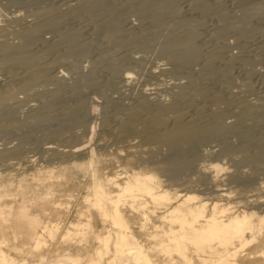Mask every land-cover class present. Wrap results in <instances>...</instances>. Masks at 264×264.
<instances>
[{"label": "bare ground", "instance_id": "1", "mask_svg": "<svg viewBox=\"0 0 264 264\" xmlns=\"http://www.w3.org/2000/svg\"><path fill=\"white\" fill-rule=\"evenodd\" d=\"M111 1L114 0H77L72 4L65 2L68 4H64L65 7L44 6L32 11L31 20L25 23L23 21L26 19L19 13L9 18H4V15L5 20L15 23L12 29L10 25L0 23V68L18 65L23 68L22 71L10 69L9 76L0 77V131L11 133L15 130L11 128L28 124L31 134L36 131L37 134L41 133V136L37 135L39 139L48 140L44 145L41 144L43 146L40 145L39 157H35L36 154L28 155L21 141L12 146H0V264H158L154 256L156 249L170 256L166 264L175 263L174 254L188 264H197L196 259L200 264H264V199L259 197L258 192L248 193L253 190L255 172L241 169V166H247L255 171L264 163V117L256 119L262 131L259 138L254 132L242 129L245 119L252 116L256 109H263L264 105H246L247 112L244 111L234 121H227L226 109L219 104L220 96L205 95L206 85L198 78H213L217 74L218 70L211 65V61L217 59L220 46L205 56L204 65L198 72L200 77L192 75L189 82H176L177 89L168 98L155 95V91L149 88L139 93L135 103L122 114L102 118L104 123L108 122L105 125L100 123L105 129L102 131L103 137L104 133L111 132L115 142L125 141L127 149L123 147L121 150L126 152L120 150L112 157L101 158L96 146L91 143L100 133L97 132V123L91 131H74L75 126H85L82 116H76L84 104H68L69 101L66 103L65 100L69 98L65 96L68 90L71 95H82L84 86L90 80L83 78L70 83L67 73L77 68L79 52L87 49L90 41L80 42L77 38L79 29L64 27L68 15H87L91 29L95 33L103 31V36L115 46L121 43L149 50L155 40L146 35L152 30H161L165 26L164 17L176 11L175 0H125L131 12L143 21V25L141 31L124 35L118 41L116 36L120 30L113 21L121 15V9L117 4L109 5ZM239 1L246 6L248 0ZM209 4L201 0L194 1V7L200 9L201 13H217L224 19L222 22L227 21V25L241 31L246 28L245 20L250 15V12L245 11L247 7H244L245 13L241 18L231 21L229 14L221 7L212 11L215 7ZM1 17L0 22L4 20ZM16 23L17 27L14 28ZM173 28H184L186 31L180 34L174 30L166 34L158 43L160 52L173 67L185 70L190 60L198 55L193 42L194 24L179 17ZM47 30L53 36L43 39L46 45L43 52L50 50L56 55L50 64L41 61L46 52L35 53L31 49L38 40H35L37 36ZM10 33L18 34L19 41L9 40ZM240 35L245 37L246 32ZM234 58L236 55H231V59ZM53 63H61L65 68L58 75H53L55 77L49 71ZM112 70L115 74L120 73L117 64ZM225 70L221 68L220 72L228 73ZM132 73H127L125 79L130 78ZM50 80L56 82L54 88L46 87ZM224 83L229 84V81ZM43 84L45 88L41 87ZM63 87L68 89L66 94L62 93ZM62 94L65 100L61 103H65L59 104ZM33 96H38L39 102L33 103L34 107L29 106L32 109L29 108L30 112L26 115H17L19 112L16 114L13 107L28 103L27 99L32 100ZM226 97L231 101L233 94ZM197 98L203 99L206 106L197 103ZM208 99L210 104L207 103ZM101 104H91V114H98V105ZM58 106L64 115V118L59 116L62 122L56 119ZM53 118L55 122L59 121V125L46 131V123L51 120L54 122ZM229 132H236L240 137L239 143L236 141L238 144L234 145L224 142L216 154L220 158L229 155L236 157L237 154L239 157H234L235 164L232 165L234 169H229L221 162L203 164L195 157L197 144L213 139L224 140ZM86 134H90V137L84 139ZM65 135L71 143L56 142ZM37 141L34 147L40 144ZM143 144H150L151 147L143 149ZM146 158L149 159L148 164ZM102 161L109 165L119 162L124 166L113 173H106L99 165ZM47 168L56 174H47ZM153 170L166 176V180L176 187H164ZM41 180H44L43 184ZM225 181L235 183L240 188V207L221 204L220 201L228 195V192L222 191L224 187H219ZM82 182L89 190L84 197L90 210L87 220L82 219L84 211L78 209V215L74 218H71L70 213L72 203H75V208L79 205L76 203L75 190L82 186ZM206 182L214 187L210 188L212 192L209 190L210 194H214L211 201L193 189L195 185ZM181 186L186 188V193H180ZM208 187L206 185L205 190ZM56 192L65 197L57 196ZM93 215L97 216L102 227L93 225ZM155 216L163 223L156 224V229L150 230ZM62 223L68 226L67 236L82 235L78 243L73 245L78 250L77 254L66 248L56 257L39 253L38 263L27 259L20 262L3 249V244L8 243L4 236H13L15 239L25 236L26 243H32V251H40L49 244L46 235L56 236ZM135 227H139V231H149L151 239L158 241L148 244L137 234ZM80 243L82 246L75 247ZM23 249L27 250V246ZM215 255L216 259L212 258ZM87 256L89 259L86 262L84 258Z\"/></svg>", "mask_w": 264, "mask_h": 264}, {"label": "rangeland", "instance_id": "2", "mask_svg": "<svg viewBox=\"0 0 264 264\" xmlns=\"http://www.w3.org/2000/svg\"><path fill=\"white\" fill-rule=\"evenodd\" d=\"M41 1L43 2V4ZM76 1L77 0H67V1L66 0H61V1L60 0H0V8H1L0 17L2 16L1 18H3L5 15L4 18L6 17L9 18V16L12 15L15 16L16 13L17 14L19 13L18 15L22 16L24 20L26 19L25 21H23L25 23L28 20L29 21L31 20L32 11L42 9L41 7L44 6L49 7V5L65 7V5L67 6L68 4L70 3L72 4L73 2L75 3ZM114 1L109 2V5L117 4L118 7L121 9V15L118 17V19L113 21L115 26L120 30V33L116 36V39L118 41H121L124 38V35L137 33L141 31V26L143 25V21L138 19V17L133 12H131V10L128 8V5L125 3V0H114ZM194 1L196 2V0H175L176 11L175 13L168 14L164 17L165 26L159 31L152 30L149 34L146 35L147 38H153L155 40L154 42L155 44H153L154 46L152 45L151 49L149 50H145L144 48L141 47L126 46V45H122L121 43L118 46H115L113 43H110L106 39V37H104L105 35L103 31H101L100 33L96 31L95 33V30L91 29L92 26L88 24L89 17L87 15L80 14L77 17H75L74 15H68L64 27L68 28L69 26V28L79 29L80 33L77 36L78 40L80 42L90 41V43L87 49L79 52L78 55L79 57H77L78 59L76 60L77 63L79 64L78 65L79 67L77 66L76 69L71 70L72 72L69 71L67 73L68 76L67 79H69L68 81L70 83L77 81V79L79 80L83 78L84 79L87 78V81L88 80L90 81H88V83L84 86L83 89L84 91L81 92L82 95L80 93L78 94L81 97L75 94L78 96V98L74 94L71 95L69 90L63 87L65 89H62L63 90L62 93H65L68 90L70 94L68 92L67 94L65 93L67 95L65 97L69 99L65 100V97L62 94L58 102L59 104H63L66 101L67 102L69 101L68 104H77L80 102L84 104V107L86 108L83 107L80 110L81 112L78 111L76 113V116L79 115L77 116L78 118L82 116L81 118L84 119L85 126H80V127L75 126L76 129H74V131L85 132L87 131V129L91 131V128L95 123L99 124L97 127L98 128L97 132L100 131V133L98 132L99 134L96 135L97 137H95L91 143H93L96 146V149L101 158L105 159L108 157H112L114 154H117V152L120 151L121 148L123 147L125 150L127 149L126 146L127 143L125 141L120 142L118 140H116L115 142L114 136L112 137V135H110L111 132L104 133V137H103L102 131H104L105 129L103 128L102 124L105 125L108 122L104 123L102 121V118L109 117L111 115L122 114L132 103H135L136 98L139 96V93L149 88L155 91V95L168 98L169 95H171L177 89L176 82L177 83L183 81L189 82L192 80L193 76L194 77L199 76L198 72L202 69L201 66L204 65L206 59L205 56L209 54L210 51L214 50L215 48H218L217 46H220L218 48L219 49L218 57L216 60L211 61V65H213L219 72L217 71V74H215L213 78H202L200 76H199L200 78H198L199 79L198 81L206 85L205 95L217 94L220 96L219 104L226 109L225 118L227 121H234L239 116H241V114L244 111L247 112L248 106L246 105L249 104L260 105V106L264 105V0H248L246 1L247 2L246 6L243 3H241L239 0L238 1L237 0L236 1L235 0L233 1L232 0H218V1L201 0V1H205L208 4L210 3L209 5H212V7L214 6L215 8L212 9V11L219 10L217 9V7L218 8L221 7L226 13L229 14V18L231 19V21L232 19L236 21L237 18L238 19L241 18V16H243V14L245 13L243 11L245 9H246L245 11L250 12V15L247 16L245 20L246 28L243 29L242 31L236 29L235 27L227 25V21L226 23L225 21L222 22L224 19H221V17H219L217 13L216 15H214L215 13H212L213 15L209 13L208 15L202 12L204 14L203 16L201 10L194 7ZM65 2H67L68 4ZM192 3L193 5H191ZM244 7L247 8L244 9ZM179 17L183 19H188L190 22L194 24L195 36L193 42L198 51V55L190 60L188 67H186V69L184 68L185 70L182 69L179 70L173 67L172 64L169 63L167 57L160 52V45L158 44L159 42H161L162 38H164L166 34L175 30L173 28V24L175 21L178 20ZM0 23L2 25L3 23L4 25H10L11 29L13 28V25H15L14 22H9V20H5V19L2 20ZM17 24L18 23H16V26H14V28L17 27ZM175 31L177 33L182 34L186 31V29L179 28L176 29ZM245 32H246L245 37L240 35V34H244ZM10 34H11L10 36L8 35V39L10 38L9 40L19 41L18 38H20V36L18 34L16 33L13 34L10 33ZM51 36H53V33L48 30L42 32L35 39V40L38 39L37 40L38 42L35 41L33 43L31 48L32 51H34L35 53L43 52V49L46 46L43 42L44 41L43 39L50 38ZM49 51L50 50H44V52L46 53L43 52L44 54L41 59L42 62L50 64V62H52L53 59L56 57V55L53 52H49ZM233 54L236 55V58H234V60L231 59V55ZM115 64H117V66L120 69V73L118 74H115L112 70ZM51 66L52 67L49 69L51 76L55 74L58 75L59 71L65 70L63 64L61 63H53V65ZM1 68H0V77L2 78L9 76L10 69L14 70L15 68V70L17 71L23 70V68L19 65L10 66V68L9 66H5ZM221 68L222 71L226 69L225 71H228V73L222 71L220 72ZM130 71L133 72L132 75L130 76V78L125 79L127 73H129ZM228 81L229 84L224 83ZM54 82H55L54 80L48 81L46 83V87L52 88L53 86L54 88V86L56 85V84L54 85ZM41 87L45 88V84H43V86ZM231 93L233 94V97L232 100L229 101L226 96L230 95ZM33 97H31L32 100H30V98L27 99V101L29 100L28 103L26 102V104L24 103L23 105L21 104L19 106L16 105L15 107H13L16 114L19 112L17 115H20V113H21L20 116L26 115L27 112H30L29 108H31L32 106L34 107L33 103L37 104L39 102V100L37 99L38 96H33ZM209 99L207 103L210 104ZM62 100L63 101L65 100V102L61 103ZM202 100L203 99L201 98H197L196 102L199 103L201 106H206V104L203 103L204 101ZM94 102L102 103L101 105H98V111H97L99 112L98 114L97 113L91 114L92 108L90 107V105L96 104ZM59 104L57 103V105ZM57 111L58 112H56L55 114L57 116L56 119L57 120L61 119L59 121L62 122L63 119L59 117V116L62 117L64 116L63 112H61L62 111L61 107L58 108ZM191 111L193 112L194 109L193 110L191 109ZM60 112L62 113V115H60L61 114ZM259 117H264V108L256 109V111L253 113L252 116L247 117L244 121V125L242 128L243 130H249L254 132L257 138H259V135L262 132L261 129L258 128V124L256 121V119ZM54 119L55 118H53V120ZM56 119L54 120V122L51 120L53 124L48 121L49 123L48 122L46 123L44 129L47 131L51 128H54L55 126H58L59 121L55 122ZM101 127L103 128V130ZM11 129L12 130L15 129V130L11 131V133L5 132V133H9V135L8 134L6 135L4 131L2 132L0 131V135H1L0 146L4 144L8 146L9 145L12 146V144L14 145L16 142L20 143L19 141H21L23 142L22 143L23 145L25 144V147L27 148L28 151L27 152L28 155L36 154L37 156L35 155V157L40 156L41 154L40 145L41 144L44 145V142L48 141L45 138H43V140L42 138L39 139L38 136L39 135L41 136V133L37 134L35 131L32 132V134H34V136H32V134L30 133L31 127L28 126V124L16 126ZM19 137L22 138L24 141L22 139L20 140ZM89 137L90 134L89 135L86 134V136L83 138L87 139ZM35 138H37L40 141L38 142L37 139L35 140ZM66 138L67 135H65L64 137L62 136V139H60L61 141L56 140V142L61 143L62 141H64L62 142L63 144L71 143L68 142V139L66 140ZM239 138L240 137L237 136L236 132H229L226 134L224 140L213 139L210 141L201 142L196 146L197 147L196 150L198 152L197 154H195V157L197 159H200L201 163L203 164L209 163L211 161L221 162L222 164L228 166L229 169L232 170L235 167L232 166L235 164L234 163L235 155L234 157L229 155L227 157L220 158L219 155H217L216 153L221 149L222 145H224V142L234 143V145H236L239 143L238 141H240ZM25 139L27 140L25 141ZM36 141L37 144L40 143L39 145L36 146L37 149L36 147H34ZM70 141H72V139ZM149 146L150 144H143L142 147L141 146L140 147L143 149H148ZM163 149H166V147ZM125 150H121V151L126 152ZM230 156L231 158H229ZM238 157L239 156H237L236 154L235 158ZM148 160L149 159L146 158L145 162L147 164H148ZM150 160L152 161V159ZM120 164L121 163L119 162H115L109 165L103 163V161L99 162L101 169H103L106 173H113V171L120 170L124 166ZM52 165H56V164L53 163ZM241 167H242L241 169H243L244 171L252 172V173L255 172L254 175H256L255 181L252 186L253 190L248 191V193L258 192V194L260 195L259 197L264 199V170H263L264 163L261 166H259L258 169L255 171L247 166H241ZM54 169L57 170L56 167H54ZM147 171L151 172V170L148 169ZM152 172L157 174L160 183H162L164 187L166 188L176 187V185L174 186L171 185L172 182L166 180L167 178L166 176H163L161 173L155 170H153ZM47 174L51 175L56 173L52 171V169L50 170V168H47ZM198 175L199 173L197 172V176ZM192 176L196 177L195 174H193ZM52 177L54 176H51L50 178ZM43 181L44 180L40 181L41 184H43ZM81 184L82 186H79L75 190V198L78 199L76 200V203H79V205L77 206V208H75V203H72L73 206H71L70 208V213H71V218H74L78 215L77 213L78 209L84 211L85 214L83 215L82 219L87 220V214L90 213V210H88V203L85 201L84 197L89 193V190L84 184V182H82ZM206 185H208L209 187L208 189L205 190ZM219 187L220 188L224 187L222 191L228 192V195H225L224 199L220 201L223 206H234L233 208L240 207L241 205L240 202L241 195L239 193L240 188L235 183L230 184V182L225 181L223 182L222 187L221 185ZM188 188L190 189L191 187ZM210 188H214V187L211 186L210 182H206L205 184L200 183L199 185H195L193 189H196V193L200 195L202 194L206 196V199L210 200L212 199V197H214L213 193L210 194V191L211 192L213 191V189L211 190ZM179 189H180V193H186V188H184V186L179 187ZM205 191L208 193V195L206 194ZM55 194L61 198L65 197V196H60L59 193L57 192ZM259 211L261 212L262 210L259 209ZM92 219H93L92 221L93 225L95 227H102V224L98 220L96 215H93ZM158 223H163V222H159L155 216L154 222L150 224L151 227L150 230L156 229L155 225ZM165 227H167V224H165ZM135 229L137 234L148 244H154L158 241L155 239H151L152 236L150 235L149 231L147 230L139 231V227H135ZM85 230H89V229H85ZM67 231H68V226L62 223L61 227L59 228V232L56 236L51 237L49 235H46V238H48L49 240L48 241L49 244L43 247L40 251H35V252H33L34 248L32 246V243H26L25 236H20L19 239H15L13 236H4L6 237L8 243L3 244V249L8 253L14 255L17 258V260L20 262H22L24 259H27L28 261L38 263L40 259L39 253H47L52 257H56L60 253L64 252L66 248L71 249L72 253L77 254L78 250L74 248L73 245H76L78 243L82 235L72 234L70 236H67L66 235ZM80 244L81 245H77L75 247L82 246V243ZM26 246H27V250L23 249V247ZM154 256L158 259L159 261L158 264H166V262L169 261L170 259V256L160 249L155 250ZM216 257L217 256L215 255L212 258L216 259ZM88 259L89 256L84 258V261L87 262ZM174 261H175L174 264H188L182 261L179 258V256L176 254H174ZM195 261L197 264L201 263L198 259H196ZM105 264H109V263H105ZM168 264H172V263H168Z\"/></svg>", "mask_w": 264, "mask_h": 264}]
</instances>
